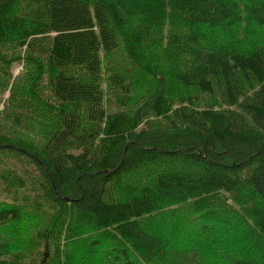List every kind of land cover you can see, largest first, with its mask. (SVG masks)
Masks as SVG:
<instances>
[{
    "label": "trees",
    "instance_id": "obj_1",
    "mask_svg": "<svg viewBox=\"0 0 264 264\" xmlns=\"http://www.w3.org/2000/svg\"><path fill=\"white\" fill-rule=\"evenodd\" d=\"M1 102L0 264H264V0H0Z\"/></svg>",
    "mask_w": 264,
    "mask_h": 264
},
{
    "label": "rangeland",
    "instance_id": "obj_2",
    "mask_svg": "<svg viewBox=\"0 0 264 264\" xmlns=\"http://www.w3.org/2000/svg\"><path fill=\"white\" fill-rule=\"evenodd\" d=\"M22 68V65H20V64H16L15 66H14V68H13V74L14 75H16L19 71H20V69ZM183 92H188V90H185V89H183ZM7 96H8V91H6V92H4L2 95H1V98L4 100V99H6L7 98ZM3 108V105H2V102L0 103V110ZM126 245H127V247H129L130 249H131V247H130V245L126 242Z\"/></svg>",
    "mask_w": 264,
    "mask_h": 264
}]
</instances>
